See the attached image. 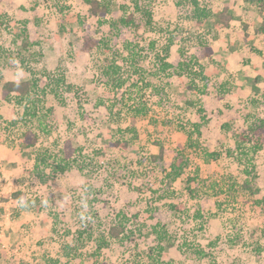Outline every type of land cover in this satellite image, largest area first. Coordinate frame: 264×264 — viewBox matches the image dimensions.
I'll list each match as a JSON object with an SVG mask.
<instances>
[{
	"label": "rangeland",
	"instance_id": "1",
	"mask_svg": "<svg viewBox=\"0 0 264 264\" xmlns=\"http://www.w3.org/2000/svg\"><path fill=\"white\" fill-rule=\"evenodd\" d=\"M198 1L214 14L228 8L230 28H214L215 17L199 26L190 0H140L153 27L146 34L124 27L118 35L99 25L86 0H0V264H95L91 256L109 264H264V212L243 188L253 167L264 194V148L252 158L237 152L240 136H251V126L264 119V31H258L264 7L246 0ZM123 3L131 0H112L108 17H120ZM142 16L136 13L138 22ZM24 20L28 38L19 39ZM90 32L98 43L88 50ZM170 32L178 41L167 61L176 66L189 51L205 67L208 79L198 85L206 121L195 107L187 109L188 78L173 75L168 82L155 69L161 65L155 49L167 44ZM205 45L214 50L213 62ZM8 53L27 58L25 66L11 67ZM112 58L127 76L116 96L101 93L100 84ZM30 78L38 79L36 97L46 115L47 132L32 117V127L41 130L36 153L48 150L56 164L67 139L77 148L66 171L49 168L42 178L35 173V153L20 147L24 103L2 95L7 80ZM135 106L145 115L132 130ZM193 124L202 131L199 149L188 151L187 172L170 182L165 172L187 140L181 126ZM120 137L128 147L115 145ZM162 148L165 158L154 161ZM203 150L221 155L208 162ZM196 168L192 197L186 177ZM19 190L25 206L3 201V194ZM120 213L130 218L127 232L97 249ZM157 220L167 231L163 250L153 229ZM186 243L210 255L187 257L180 250Z\"/></svg>",
	"mask_w": 264,
	"mask_h": 264
},
{
	"label": "trees",
	"instance_id": "2",
	"mask_svg": "<svg viewBox=\"0 0 264 264\" xmlns=\"http://www.w3.org/2000/svg\"><path fill=\"white\" fill-rule=\"evenodd\" d=\"M184 0H176V4H183ZM250 2L257 3L260 8L264 7V0H247ZM86 2L90 5L91 14L98 18L99 25H108L110 30L114 33V35H118L122 28H132L135 32L139 34H146L153 27V15L150 10L144 9L140 5V0H131V3H123L120 5V10L122 11V15L118 18H109L108 16L112 12V0H86ZM191 4L194 7L193 10V18L198 23L199 26L203 25L206 20L211 17H215L214 28H228L230 26L231 21L233 20V14L229 11L228 8H224L221 11L214 14L212 8H208L207 5H202L198 0H190ZM142 13L143 20L138 22L136 18V13ZM84 23V20L81 21ZM3 22H1L2 25ZM22 27L20 28V32L17 34V37L27 39L28 38V21L24 20L22 22ZM258 31H264V25H262ZM166 32V30H165ZM88 36L87 41L85 42L86 49H92L98 42L94 37L93 32L87 33ZM167 44L164 45L163 48L155 49V57L158 60L159 67L154 64L155 69L158 70L159 73H164V77H166V81L169 82L170 78L173 75L178 77H187L189 83L187 85L185 104L187 109L195 107L199 114L201 115V119L206 121V108L202 99L199 97L200 93H204V88H200L198 82L205 81L208 79L207 74L205 73V67L200 60L193 54H189V51H183L184 56H187L186 59L180 60L178 65L174 66L172 63L168 62V57L172 54V47L177 44L178 35L175 32H170L168 35ZM182 37V36H181ZM31 42H25L24 47L28 50V47L31 46ZM151 45L154 46L152 42ZM206 56L212 62L214 61L213 53L214 50L211 46H206ZM189 54V56L187 55ZM1 55V54H0ZM9 65L11 67H22L25 66L27 62V58H17L13 56L11 53H8ZM146 71H141L142 74H146ZM58 82H64V79H58ZM127 83V76L125 74V70L123 66H120V62L116 58H112L108 60L107 65L104 67L102 71V75L100 77L101 84V93L107 92L113 95H118L124 85ZM59 84V83H58ZM206 84H204L205 87ZM38 88L39 83L38 79L30 78L28 80L20 81L19 86L15 83V80H7L2 86V95L6 101H14L17 104L24 103V126L25 130L22 133L21 140V148L23 150L33 151L35 156V173L42 178L43 171L46 169L52 168L58 172H64L70 167L71 159L74 157V154L77 152V148L73 144V140L67 139L64 143L62 154H60L59 159L56 164L50 162L54 159V155L50 154L48 150L46 152H38V146L41 144L40 142V132L41 130H37L32 127V122L34 121L32 117H36L40 121V126H44L46 115L43 114L41 116L40 111V98L38 96ZM43 92H45L43 90ZM57 93V92H55ZM134 112L130 116V123L132 127L130 129L135 130L136 123L142 120V116L145 115L144 108H134ZM147 113V112H146ZM29 115V118H28ZM27 118V121H26ZM16 125V124H15ZM223 127H227V124H223ZM181 129L188 131L186 133L187 140L184 144H179V148L176 149L175 154L173 156V160L169 165V168L165 172L164 179L169 180L170 182H175L180 179L185 172H187L190 164H191V156L188 152L190 149H194L195 151L199 149V141L198 139L202 136V131L200 129V124H193L192 128H187V126L182 125ZM251 136L241 135L240 141H238L237 152L241 157H250L257 154L264 148V119L259 121L251 126ZM43 131L47 132L46 127H43ZM115 145H122L124 147H128L129 141L125 140L123 137L118 138L117 142H114ZM249 144V146L247 145ZM205 154L206 160L211 162L220 157L221 153L218 151H202ZM250 152L252 155H250ZM254 157V156H253ZM151 158L156 161L158 159L165 158V150L162 148L159 154L151 156ZM139 163H144L142 160ZM252 164V162H251ZM254 166V165H253ZM253 167L251 170H246L249 178L243 185L245 191H248L250 195H252L253 202L256 206H259L261 210L264 212V194L261 195L262 189L256 183L257 176L253 175ZM195 175L186 177V190L192 197H196L195 183L199 179V168H196ZM3 201H8L10 199H17L20 202V206H25L27 198L26 194L22 191H15L12 193H5L2 196ZM176 209H180L181 206H172ZM132 215L134 217H138L139 212L135 210L134 206L131 209ZM198 215H202L199 211ZM129 216L124 213L117 214V217L114 223L108 229L107 236L101 237L99 239L100 244L97 249L101 250L102 248L108 247L109 243L113 239L121 240V235L127 232L128 220ZM154 233L157 235V242L159 244L160 250L164 249V241L167 239V231L163 229L159 220L156 221ZM182 253L190 257L195 254L197 257H207L210 255V252L206 251L200 245L192 246L187 244L180 248ZM100 252V251H99ZM97 253V252H96ZM100 254V253H99ZM96 256H91L95 261V264H109L107 261H98L99 259L95 258Z\"/></svg>",
	"mask_w": 264,
	"mask_h": 264
},
{
	"label": "clouds",
	"instance_id": "3",
	"mask_svg": "<svg viewBox=\"0 0 264 264\" xmlns=\"http://www.w3.org/2000/svg\"><path fill=\"white\" fill-rule=\"evenodd\" d=\"M15 83L17 84V86H19L20 80L17 79V80L15 81Z\"/></svg>",
	"mask_w": 264,
	"mask_h": 264
},
{
	"label": "crops",
	"instance_id": "4",
	"mask_svg": "<svg viewBox=\"0 0 264 264\" xmlns=\"http://www.w3.org/2000/svg\"><path fill=\"white\" fill-rule=\"evenodd\" d=\"M247 1V0H246ZM250 2V1H249ZM231 24V23H230ZM230 28V26L228 27V28H220L219 30H221V29H229ZM213 55H214V53H213Z\"/></svg>",
	"mask_w": 264,
	"mask_h": 264
}]
</instances>
